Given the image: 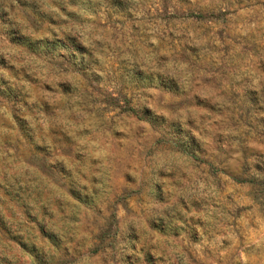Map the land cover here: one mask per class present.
Segmentation results:
<instances>
[{"label":"rangeland","instance_id":"obj_1","mask_svg":"<svg viewBox=\"0 0 264 264\" xmlns=\"http://www.w3.org/2000/svg\"><path fill=\"white\" fill-rule=\"evenodd\" d=\"M0 264H264V0H0Z\"/></svg>","mask_w":264,"mask_h":264},{"label":"snow or ice","instance_id":"obj_2","mask_svg":"<svg viewBox=\"0 0 264 264\" xmlns=\"http://www.w3.org/2000/svg\"><path fill=\"white\" fill-rule=\"evenodd\" d=\"M0 62H2V61H0Z\"/></svg>","mask_w":264,"mask_h":264}]
</instances>
